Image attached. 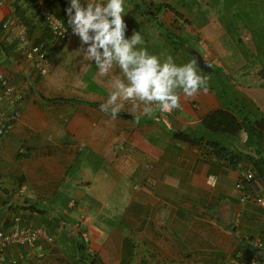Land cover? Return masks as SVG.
<instances>
[{"label":"crops","instance_id":"crops-1","mask_svg":"<svg viewBox=\"0 0 264 264\" xmlns=\"http://www.w3.org/2000/svg\"><path fill=\"white\" fill-rule=\"evenodd\" d=\"M235 1L234 7L242 16L238 21L244 20L245 16L251 18L253 6L256 15L261 16L255 21V15L249 20V24L245 22L249 34H254L251 38L253 37L258 50L263 45L261 40L264 38V0L259 4L251 2L252 0ZM14 2L15 0H4L1 10L4 16H16ZM224 2L225 0L216 1L220 6L222 4L217 17L220 24L212 23V15L205 11L207 24L203 28L206 40L211 43V59L203 56L189 39L176 33L161 35L160 32L156 35L158 42L154 44L151 32L157 27L151 25L153 21H138L144 32L141 34L150 41H144L142 45L149 54L171 55L174 58L179 46H185V54H179L183 59L190 62L188 55L192 59L191 51L195 49L214 68L209 73L204 70L208 74L209 91H201L199 95L189 99L181 95V108L171 113H161L153 105V115L144 116L140 111L133 113L132 106L125 104L113 120L110 115L100 111V105L106 102L108 93L99 82L96 66L93 69L91 67L90 73L84 77L89 99L64 97L70 101L54 104L42 102L37 97L40 92L37 86L38 81L46 75H39L32 63L22 57L20 49V59L16 60L12 57L6 59L0 49V66L7 70L13 85L17 88L23 82L30 83L25 97L15 102L21 115L8 136L16 134L22 127L55 122L60 128L67 123L69 130L84 127L85 131L89 130L91 137L78 143L73 154L68 155L62 143H70L72 146L75 136L70 140L61 135L54 138L56 141L52 139V142H47V145L33 144L28 146L26 152L19 153L21 155L18 154L17 158L29 160L37 154L34 171L28 172L25 168L18 172V177L12 173H0V177H4V181H0V224L11 226L15 223H28L44 226L54 240L35 244L33 253L41 260L44 255H54L60 250L74 257L79 262L77 264H86L87 260L93 264H142L145 261L150 264H239L238 261L249 259L251 251L245 239L264 236V209L252 203L240 202L235 187L238 180L237 163H230L221 158V155L225 153L224 156H230V150H233L242 151L250 159H264V125L256 126L257 132L262 133L259 139L247 143L246 135L240 142L241 146H237L232 141L235 138H227L229 133H215L204 122L213 113L223 109L221 99L216 94V84L210 75L215 68L217 75L213 77L218 79L221 87L225 86L231 95H238L235 93L238 92L246 98L247 110L252 112L251 120L264 121V58L263 66L259 64L257 70V76L263 83L258 82L252 92L237 85L236 79L243 78V71L234 68V64L230 62L224 39L229 35L238 43L239 48H242L243 40L241 36H237V22L222 21ZM148 4L146 12L149 10ZM168 5L177 14L183 15L170 3ZM151 10L154 11L152 8ZM175 12L173 11L174 14ZM154 16L157 15L150 13V17ZM70 31L73 45H77L80 39L72 33V29ZM137 31L141 32L140 29ZM179 39L180 43L175 42ZM14 40V36L7 31L0 35L2 42ZM53 43L47 54L50 62L54 54L67 45ZM160 46L168 50L161 49ZM240 51L245 54L241 49ZM258 52L264 56V51L259 49ZM218 59L221 64L217 63ZM114 70L120 72L119 68ZM255 75L251 76L247 71L245 79ZM15 77L23 80L20 82ZM27 98H34L32 102L35 106ZM88 103H97L98 107ZM10 104L11 102L0 100V106L6 108ZM39 104L43 107L57 106L50 108L54 111L45 116L37 108ZM62 106L66 107L61 109ZM87 111L92 114L90 119L83 115ZM137 119L139 123H136ZM234 130L238 129L235 128L230 133H234ZM177 132H184L204 144L198 146L187 143L174 137ZM10 139L3 138L0 151L9 148ZM209 141H220L228 149L219 154V157L209 146ZM239 161H246L253 167L259 183L258 191L264 193V175L259 177L248 159ZM144 185L148 188L142 187ZM2 188H6V192H2ZM12 190L17 193L12 195V192L9 193ZM46 190L52 193L43 200L44 204L30 208L31 200L29 203L24 201L28 198L26 194L37 199ZM43 207L46 208L45 211L39 210ZM77 227L80 233L86 229L90 248L94 250L89 253L86 248H81V255L85 260L76 255L72 245V240L80 236V233L77 235ZM77 242L84 245L81 239ZM26 251L25 247L12 246L7 254L21 262ZM60 261L57 263L75 264L66 260L63 255Z\"/></svg>","mask_w":264,"mask_h":264},{"label":"rangeland","instance_id":"rangeland-1","mask_svg":"<svg viewBox=\"0 0 264 264\" xmlns=\"http://www.w3.org/2000/svg\"><path fill=\"white\" fill-rule=\"evenodd\" d=\"M219 1V0H216ZM214 0H126V12L127 14L123 17L126 24H127V32L126 36L131 37L133 31L141 30L142 31L141 24L139 25L138 21H153L152 26H155V30H153L151 33L153 36H151L153 40V43H157L156 41V35L165 34L167 32H172L178 34L180 37H185L189 39L190 43L193 44V46H196L199 48L200 52L203 56H207V58L211 59L213 57L211 43L209 44V41L205 38V29L203 26L207 23H205V11L212 15L214 24H220L218 22V13L221 11V6L219 3H216ZM149 2H163L167 4H171L176 10L181 12L183 15L177 16L173 13V11L169 9H165L161 14L157 15L156 17H150V13L146 12L147 4ZM235 0H225L224 2V9L222 15V21H235L238 24V33L237 36H241L240 38L243 40L241 42L242 48H239L237 46V42H234L233 38L225 36V45H227V51L230 54V62H232L234 65V68L240 69L242 72V77L236 79L237 85H239L241 88H243L247 92H252V89H255L258 85V82H262L260 77L257 76V70L259 69V64L262 65V60L264 58L263 54L258 52L257 47L254 44L253 37L251 38V35L254 36V34H249L248 29L245 27L247 26L245 22H248L251 18H253L256 15L255 7H252V17H244V20H239L242 18L240 15V12L235 9L234 3ZM251 2L255 3H262V0H252ZM250 2V3H251ZM247 10V9H246ZM256 12V13H255ZM157 21H155V19ZM261 18V16L256 15L254 17L255 21ZM150 19V20H148ZM247 20V21H246ZM261 23V22H260ZM13 36V35H12ZM12 38V37H11ZM260 40V39H259ZM144 41H149L144 39ZM150 42V41H149ZM262 42H264V38L262 39ZM73 39L71 38L70 41L67 43V45L64 47L63 50H60L59 52H56L51 60V66L49 69L48 74L43 78L41 81H38L37 88L39 89L42 94L46 96H62L67 98H85L89 99L90 96L86 90V83L84 77H86L90 72V69L95 66L94 62L91 61H85L83 59V55L79 51V48L81 47V43L78 42L77 45H73ZM151 44V43H150ZM210 45V46H209ZM86 48L87 45H84ZM140 47H143L142 45ZM180 51L178 49L177 55L174 56V61L178 65H183L188 63L187 59L181 57L179 54L183 52L185 54V46H179ZM161 49H166L164 46H160ZM240 49L245 52L243 55L240 51ZM210 52V54H209ZM241 56H240V55ZM218 64H221L222 62L216 60ZM256 63V64H255ZM245 65V66H244ZM60 68V71L58 70ZM61 68H63L61 70ZM255 69V70H254ZM247 71L250 72V75H255L253 78L248 77V79H245L247 76ZM34 75V74H32ZM121 76L120 72L118 70H113V72L110 74L107 78H102L98 75L99 82L106 88V91L108 93L107 96L110 95V92L112 91L109 81L115 77ZM16 78V77H15ZM13 80V78H11ZM20 82L23 79L16 78ZM37 79V78H36ZM234 81V80H233ZM30 83L23 82L20 84V87L17 86L16 93L19 94V97L17 99V102L22 98L25 97V93L27 88L30 87ZM218 87H221L220 85ZM264 88V84L262 85ZM100 96V95H98ZM30 97V96H29ZM106 97V96H105ZM32 99L34 98H27ZM38 102V100H36ZM35 103L32 102V105ZM64 104V103H62ZM129 106H132L131 103H126ZM35 106V105H34ZM57 105L43 107L41 104L37 106L39 108L40 112L44 113L45 116L48 115V112L54 111L50 108H54ZM66 106H62L61 109L65 108ZM43 108V109H42ZM60 109V110H61ZM59 110V111H60ZM42 113V115H43ZM83 115H86L88 119L92 117V114L87 112H83ZM81 114V116H83ZM85 118V117H84ZM120 121H123L120 118ZM85 122V121H84ZM118 124V123H116ZM83 125V124H82ZM103 127V126H100ZM171 128V124H170ZM60 129L62 131H60ZM65 129V131H63ZM105 130V128H102ZM13 130V129H12ZM11 130V131H12ZM72 131L73 133H70ZM234 133H229L227 135V138H235L233 139V143H235L237 146H241V140L243 141L246 136L244 131L241 130H234ZM10 132L6 134L4 137L5 139L11 138V144L9 145L8 149H3L0 151V173H12L15 176L18 177V172H21V170L25 169L30 172V170L34 169V162H36L38 159L37 154H35L34 157L30 158L29 160H21L17 158V155L19 153H24L27 151L28 146L34 145H47V142H52V139L56 141L54 138H59V136L63 135L64 138H70L72 139V136H75V138L72 139V146L70 143L64 145L65 153L73 154L75 146L79 143L81 144L84 141H87V138H91L89 135V130L85 131L84 127L81 128H71L69 130V125L66 123L64 126L60 128L59 124H56L55 122L47 123V124H41V125H30V127H22L21 129H18L16 134H11L8 136ZM65 133V134H64ZM227 133V134H228ZM105 136H103L104 138ZM43 140V141H42ZM240 140V141H239ZM49 146V145H48ZM56 146V145H55ZM1 150V149H0ZM20 150V151H19ZM24 158V157H23ZM0 181H4V177H0ZM143 185V184H141ZM142 187L148 188V186L144 185ZM2 192H6V188H2ZM136 190V189H135ZM12 192V195L17 193L16 191L12 190L9 191V193ZM52 192L44 191L41 192L40 195H38L37 199L35 197L28 196L27 200H24L26 202H30L33 204V207L39 206L41 204H44V199L47 196H50ZM18 194H21V192H18ZM23 201V200H22ZM45 208V207H43ZM56 209V208H55ZM53 210L58 217L61 218V216L58 214L56 210ZM39 210H42L40 208ZM49 211V210H47ZM56 218V217H55ZM57 220V218H56ZM77 235L79 236V227H77ZM76 241L80 242L79 237L75 238ZM142 249V248H141ZM140 249V250H141ZM140 254V253H139ZM138 254V255H139ZM61 255H63L66 260H69L75 264L79 263L77 260H75L74 257L69 256L68 253H66L63 250H60V252H57L51 254H46L42 257V260L40 261V264H60L57 262H61ZM135 261L137 258V255L134 256ZM41 259V258H40ZM149 259V257H147ZM82 261V260H81ZM238 261V260H237ZM240 263V261H238ZM242 262V261H241ZM142 264H150L149 262L142 263Z\"/></svg>","mask_w":264,"mask_h":264},{"label":"clouds","instance_id":"clouds-1","mask_svg":"<svg viewBox=\"0 0 264 264\" xmlns=\"http://www.w3.org/2000/svg\"><path fill=\"white\" fill-rule=\"evenodd\" d=\"M66 13L72 33L80 39L83 59L94 62L102 78L116 68L121 72L109 81L112 91L100 105V111L113 120L129 102L133 113L152 116L153 105L161 113H171L181 108V95L189 99L209 91L208 77L199 73L196 58L178 65L171 55H152L140 47L144 43L141 32L126 36V0H86V4L70 0ZM51 27L59 36L68 30L59 20Z\"/></svg>","mask_w":264,"mask_h":264},{"label":"built area","instance_id":"built-area-1","mask_svg":"<svg viewBox=\"0 0 264 264\" xmlns=\"http://www.w3.org/2000/svg\"><path fill=\"white\" fill-rule=\"evenodd\" d=\"M42 22L47 26L52 40L58 45L67 43L71 38V31L64 21L57 16L45 0H33ZM86 4V0H84ZM4 0H0V23L7 32L14 36L17 40L22 57L30 61L41 76L48 74L50 69V61L46 52L41 50L38 45L32 44V41L27 37V29L17 16H4L2 14V7ZM59 20L67 27V32L59 36L52 30L51 25ZM0 100L11 102L10 106H0V142L10 132L14 123L20 118V110L15 105L19 94L16 93V86L13 85L7 75V72L0 68ZM238 170V180L236 183V190L239 194V200L242 203H252L264 209V193H259V183L257 181L253 167L246 161H239L236 164ZM80 239L83 242V249L86 248L89 253L94 250L89 242L88 232L81 231ZM53 236L49 234L44 226L28 223H15L11 226L0 224V264H40V257L33 253L36 243L41 241L52 242ZM245 243L249 246L251 256L247 260H243L239 264H264V259L261 253L264 251L263 237H247ZM12 246H23L27 248V253L22 261L16 257L9 256L7 251Z\"/></svg>","mask_w":264,"mask_h":264},{"label":"trees","instance_id":"trees-1","mask_svg":"<svg viewBox=\"0 0 264 264\" xmlns=\"http://www.w3.org/2000/svg\"><path fill=\"white\" fill-rule=\"evenodd\" d=\"M33 0H15L14 7H15V14L20 19V21L25 25L27 29V37L32 41V44L38 45L41 50L46 52V55L48 54V49L53 46V40L52 35L50 34L47 26L42 22L39 12L34 6L35 4L32 3ZM45 3L51 7V9L54 11V13L61 18L64 23L69 27L71 30V26L68 25V17L66 13L67 7L70 5V0H45ZM83 3V1H82ZM151 8L155 11H152ZM172 9V11L175 12V10L170 7L168 4L165 3H159L155 4L153 2H150L148 4V12L151 13V15H159L164 11V9ZM175 15L181 16L175 12ZM3 33H6V30L2 27V24L0 23V35ZM169 36V35H168ZM171 39L173 37H170ZM177 43H180L181 40L175 41ZM261 46H259L258 50L264 51V42L261 40ZM0 49L4 53L6 59L13 58V59H20L19 52V46L18 42L15 39L14 41H0ZM188 59L191 61L190 55H188ZM1 68V66H0ZM6 72L7 70L3 68ZM217 68H215L214 72L210 75L212 76V81L216 84V91L218 93L219 99H221V104L223 106L222 110H219L215 113H213L212 117L207 118L205 120L206 126L213 130L215 133H225V132H231L233 129L242 130L247 135V143H251L253 139H259L262 135V133L257 132L256 126H262L264 125V121L260 122L257 120H251L252 119V112L247 110L248 101L245 97L240 96L241 94L238 92V95H231V93L228 92L226 87H218L220 84L217 82L218 79L213 77V75H217L216 73ZM199 73L203 76H207L208 74L202 70L198 69ZM8 75V72H7ZM209 75V76H210ZM9 78V76H8ZM10 80V78H9ZM11 82V80H10ZM12 83V82H11ZM13 84V83H12ZM234 93V94H235ZM37 97L45 103L48 104H54L59 101H70V99L64 98L62 96H45L41 94L40 92L37 93ZM90 106H96L98 107L97 103H88ZM174 137H177L187 143L190 144H196L198 146L203 145L204 143L199 140L195 139V137H190L188 134L184 132H177L174 134ZM202 138V137H200ZM209 146L212 147L213 151L216 152V155L220 157L219 154H222V152H225L228 148L220 141H209ZM230 153H232L230 156H224L221 155L223 159L230 161V163H237L241 159H248L252 162L255 169L257 170V174L259 177H263L264 175V159L259 157L256 159H250L247 154H243L242 151L235 152L233 150H230ZM21 154H19L20 156ZM77 165V164H76ZM78 167V165L76 166ZM257 176V177H258ZM68 201V200H67ZM66 201V202H67ZM31 207H33V204H31ZM43 211H45L46 208H42ZM264 238V236H262ZM54 238V237H53ZM72 240V239H71ZM72 245L74 247V251L78 257L81 259H84L81 255L82 251L81 248L84 246L82 244H79L76 240H72ZM23 247V246H21ZM145 263V262H143ZM86 264H93L90 263L89 260L86 261Z\"/></svg>","mask_w":264,"mask_h":264},{"label":"water","instance_id":"water-1","mask_svg":"<svg viewBox=\"0 0 264 264\" xmlns=\"http://www.w3.org/2000/svg\"><path fill=\"white\" fill-rule=\"evenodd\" d=\"M191 56H192V59L196 58L198 60L199 68L205 70L208 73L213 71L214 68L207 61H205V59L202 57V55L197 50L193 49L191 51ZM261 256L264 259V251L261 253Z\"/></svg>","mask_w":264,"mask_h":264}]
</instances>
